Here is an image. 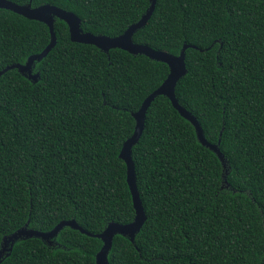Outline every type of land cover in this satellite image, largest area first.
Listing matches in <instances>:
<instances>
[{"label":"trees","instance_id":"1","mask_svg":"<svg viewBox=\"0 0 264 264\" xmlns=\"http://www.w3.org/2000/svg\"><path fill=\"white\" fill-rule=\"evenodd\" d=\"M76 14L85 32L118 37L151 0H9ZM57 45L34 83L17 69L0 77V251L26 227L53 230L76 220L101 234L136 217L120 158L133 114L167 79V64L120 49ZM42 22L0 9V71L50 44ZM136 44L179 55L187 74L176 96L219 144L225 165L165 96L149 108L133 147L147 220L135 243L117 235L110 264H264V0H157ZM196 48H194V47ZM220 142V143H219ZM52 243L20 239L0 264H97L103 242L65 227Z\"/></svg>","mask_w":264,"mask_h":264},{"label":"water","instance_id":"2","mask_svg":"<svg viewBox=\"0 0 264 264\" xmlns=\"http://www.w3.org/2000/svg\"><path fill=\"white\" fill-rule=\"evenodd\" d=\"M156 4L157 0H151L149 9L142 16L139 22L131 25L122 35L112 38L85 32L82 28L81 18H79L76 14L63 10L57 6L46 4L39 7H33L32 2L27 5H18L9 0H5V3L3 4L2 0H0V9L9 10L27 19L42 22L48 26L51 34L50 44L42 53L32 55L25 64H15L8 66L4 70L0 71V77L9 70L17 69L21 74L28 77L34 83L38 82L40 79V73H34L35 62H39L47 57L51 50L57 45V35L55 32V22L57 19L64 21L68 25L72 42L92 45L105 53H109L113 49H120L135 56L144 55L152 60L165 63L169 67V75L165 82L155 92L148 96V98H146V100L143 102L141 108L133 114V117L136 121L135 131L134 134L124 143L120 153V158L124 160L127 165V182L132 194L133 204L136 211V217L134 221L127 225L112 222L101 234L97 235L85 230L76 222V220L62 221L49 232H40L29 229L28 223L26 227L4 238L2 249L0 251V258L7 251L9 244H11V248L9 250L12 251L14 243L20 239L37 237L52 243L51 240L57 237L65 227H71L83 234L94 236L103 242L101 250L96 255L97 264H110L109 253L112 250L113 242L117 235L127 237L131 240V242L135 243L136 236L144 226L147 217L138 190L136 168L132 156L133 147L140 141L145 129L147 112L153 101L159 96H165L171 101L173 107L180 113V115L191 122V124L194 126L200 143L216 153L223 162L224 166H226V161L219 149V144H211L208 142L198 119L183 106H181L176 96V87L179 81L187 74L186 51L191 47V45L185 44L179 55H173L166 51L154 50L150 46L136 44L134 42V35L148 24L155 11Z\"/></svg>","mask_w":264,"mask_h":264},{"label":"snow or ice","instance_id":"3","mask_svg":"<svg viewBox=\"0 0 264 264\" xmlns=\"http://www.w3.org/2000/svg\"><path fill=\"white\" fill-rule=\"evenodd\" d=\"M2 3L4 4L5 3V0H2Z\"/></svg>","mask_w":264,"mask_h":264}]
</instances>
